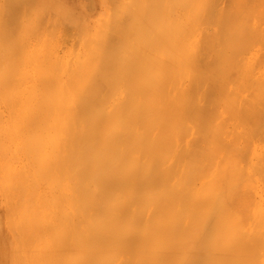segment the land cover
<instances>
[{"label":"bare ground","instance_id":"obj_1","mask_svg":"<svg viewBox=\"0 0 264 264\" xmlns=\"http://www.w3.org/2000/svg\"><path fill=\"white\" fill-rule=\"evenodd\" d=\"M149 1L128 57L0 38V264H264V0Z\"/></svg>","mask_w":264,"mask_h":264},{"label":"rangeland","instance_id":"obj_2","mask_svg":"<svg viewBox=\"0 0 264 264\" xmlns=\"http://www.w3.org/2000/svg\"><path fill=\"white\" fill-rule=\"evenodd\" d=\"M5 2V7L3 5V3ZM14 1L15 0H0V16H1V20L0 22V38H11V36L13 37L14 35L16 36V38H24L26 37L25 41L27 40V42H29V44L26 42V46L24 44V48L25 51H29V49L31 48V44L32 45H37L38 47L39 46H43L44 48L48 47L47 45H49V47L51 46V48L53 47V50L56 51V52H59V53H65V52H74V51H77V50H84V51H89V50H99V51H102V53H107V51L109 52H123L124 50V54L123 55H127L126 57H128V54L130 55L131 53H135L137 52L138 50L135 48L136 45H133L136 43V39L134 38V32H135V27L133 28V26H135V24H138L139 25H142L144 24V26L147 27V25H145V23H142V21H146L145 19L149 18L150 20V17H147L145 18L143 16V12L142 11V4L138 6L135 5V0H130L132 3H133V7L132 8V5L131 3L129 2V0H121V3H120V0H33L34 2H32L31 4V1L32 0H19L18 3H15V7L16 8V5H19V7L21 8H16V10L14 9H11L12 11L8 10L10 9L12 6L10 5H13L14 6ZM17 1V0H16ZM15 1V2H16ZM51 1V2H50ZM114 3H113V2ZM115 1H117L115 3ZM128 1V3L126 4V2ZM142 1V0H141ZM149 1V0H148ZM159 1V0H158ZM164 1V0H163ZM225 1V3H224ZM226 1H227V5L229 4V7L228 8H231L233 9V6L230 7V2L229 0H220V2L218 0H216V3L218 5V7H220L221 5L225 8L226 6ZM28 2V4H27ZM125 2V3H124ZM162 3V1H159V3ZM29 3L31 4V6L29 5ZM87 3V4H86ZM90 3V4H89ZM93 3V4H92ZM119 3V5H118ZM145 3V2H144ZM150 3V1H149ZM160 3V6L161 7V4ZM220 3V4H219ZM224 3V4H223ZM21 4V6H20ZM23 4V6H22ZM25 4V5H24ZM122 4V6H121ZM131 5V6H129ZM151 5V3L149 4ZM220 5V6H219ZM232 5V3H231ZM250 5V4H249ZM248 4L245 5L247 6L245 8V10L251 6H249ZM252 5V4H251ZM6 6H8V9L6 8ZM28 6V7H27ZM53 6V7H52ZM55 6V8H54ZM136 6H138L136 8ZM152 6V5H151ZM221 6V8H223ZM253 6V5H252ZM10 7V8H9ZM25 7H27L28 9H26ZM50 7V8H49ZM112 7V8H111ZM116 7V9H115ZM118 7H121V8H118ZM127 7V8H126ZM132 8L131 10L128 9V8ZM2 8V9H1ZM6 8V9H5ZM52 8V9H51ZM63 8V10H62ZM140 8V10H139ZM148 8V6H147ZM150 8V6H149ZM148 8V9H149ZM227 8V9H228ZM235 8V7H234ZM244 8L241 7L242 11H240L241 13L244 12ZM255 8V6H254ZM258 8V7H257ZM4 9L5 13H9L11 14L10 18H9V14H8V17H6L7 14L5 13H2L4 11H2ZM44 9V11H43ZM61 9V11L59 10ZM68 11H67V10ZM71 9H73L72 11H70ZM120 9V10H118ZM136 9V10H135ZM230 9V12H232L233 10ZM249 9V8H248ZM247 9V10H248ZM259 9V8H258ZM262 9V8H261ZM14 10V11H13ZM66 10V11H64ZM111 10V11H110ZM115 10V11H113ZM130 10V11H129ZM229 10V9H228ZM239 10H240V7H239ZM28 11H30L29 13H27ZM47 11V12H46ZM52 13H51V12ZM124 11H126L124 13ZM128 11V12H127ZM140 11V12H139ZM146 11V10H145ZM149 11V10H148ZM237 12L235 14H238V10H234V12ZM17 12V13H16ZM55 12V13H54ZM59 12V13H57ZM114 12V13H113ZM130 12H133V13H130ZM136 12H138L136 14ZM240 12L238 15H240ZM247 12V11H246ZM264 11L263 10H252L251 13H255V14H251L249 15L250 19L252 21H254L256 19V22L255 24L258 23H262V25H260V27H262L264 25ZM2 13V14H1ZM14 13V14H13ZM19 13V15H18ZM22 13V14H20ZM39 13V15H38ZM46 13V15H44ZM73 13V14H72ZM139 13H142V16H139ZM257 13V14H256ZM5 14V15H4ZM15 14H17L18 16H15ZM30 14V15H29ZM53 14V15H52ZM61 14V15H60ZM65 14V16H64ZM70 14V15H69ZM115 14V15H114ZM118 14V15H117ZM119 14H121L119 16ZM127 14V15H126ZM129 14V15H128ZM133 14V15H132ZM244 14H249V13H244ZM4 18H3V16ZM63 15V17H62ZM113 15V16H111ZM126 18L125 20L124 17ZM132 15V16H131ZM243 15V13L241 14ZM259 15V16H258ZM262 15V16H261ZM26 16V17H25ZM28 16V17H27ZM45 16V17H44ZM111 16V18H110ZM118 16V17H117ZM233 16V14H232ZM248 16V15H247ZM244 17L245 18H248V17ZM16 18V22H15V18ZM18 17V18H17ZM20 17L21 20H18ZM36 17V18H35ZM40 17V18H39ZM109 17V18H108ZM120 17V18H119ZM140 17V18H139ZM144 17V18H142ZM242 17V18H243ZM256 17V18H255ZM2 18L3 20L5 18H7L6 22L8 21V23H6L5 21H2ZM14 18V19H13ZM26 18V20H25ZM117 18V19H116ZM122 18V19H121ZM259 18V19H258ZM9 19H10V22H9ZM129 19V20H128ZM143 19V20H141ZM249 19V18H248ZM249 19V21H250ZM258 19V21H257ZM18 20V21H17ZM58 20V22H57ZM116 20V21H115ZM132 20V21H131ZM135 20V21H134ZM246 20V19H245ZM260 20V21H259ZM14 21V22H12ZM42 21V22H41ZM114 21V22H113ZM118 21V23H117ZM123 21V22H122ZM129 21V22H128ZM141 23H140V22ZM251 21V22H252ZM6 23L5 25L3 23ZM21 22V24H20ZM41 22V24L39 23ZM44 22V23H43ZM57 22V23H56ZM66 22V23H65ZM107 22V23H106ZM121 22V23H120ZM132 22V24H131ZM17 23V24H16ZM58 25H56V24ZM64 23V24H63ZM75 23V24H74ZM96 23V24H95ZM109 23V24H108ZM111 23V24H110ZM8 24H11L10 26ZM15 24V26H14ZM20 24V25H19ZM68 24V25H67ZM73 24V25H72ZM77 24V26H76ZM107 24V25H106ZM127 24V25H126ZM134 24V25H133ZM5 28H4V26ZM50 25V26H49ZM73 27H72V26ZM112 25V26H111ZM121 25V26H120ZM124 25V26H123ZM133 25V26H132ZM9 26V27H8ZM14 26V27H12ZM22 26V27H21ZM49 26V27H48ZM61 26V27H60ZM111 26V27H110ZM126 26V27H125ZM12 27V28H11ZM20 27V29L18 28ZM47 27V28H46ZM76 27V28H75ZM110 27V28H109ZM113 27V28H112ZM116 27V28H115ZM264 27V26H263ZM262 27V28H263ZM10 28V29H9ZM16 28V29H14ZM124 29L121 31V29ZM129 28V29H128ZM7 31H6V30ZM21 29H23L21 31ZM47 29V30H46ZM112 29V31L110 30ZM18 30V31H17ZM104 30V31H103ZM119 30V31H118ZM148 30V28H147ZM153 30V34H155V32L157 33V28L155 26H151V31ZM13 31V32H12ZM15 31V32H14ZM21 31V32H20ZM54 31V32H53ZM75 31V32H74ZM101 31V33H100ZM116 31V32H114ZM128 31V33H127ZM143 31V30H142ZM155 31V32H154ZM3 32H4V35H3ZM7 32V34L5 33ZM9 32V33H8ZM107 32V34H106ZM120 32V33H119ZM126 32V34H125ZM13 33V34H12ZM49 33H52L51 35ZM112 33V34H111ZM117 33V34H115ZM119 33V34H118ZM123 33V34H122ZM142 33V32H141ZM147 33V32H146ZM162 33V32H161ZM160 33V34H161ZM7 36H6V35ZM9 34V35H8ZM65 34V35H64ZM104 34V36H103ZM111 34V35H110ZM121 34V35H120ZM20 35H22L23 37H21ZM62 35V36H60ZM115 37H114V36ZM162 35V34H161ZM54 36V37H52ZM103 36V37H102ZM144 36V37H143ZM145 34L142 35L140 34L139 38H145ZM44 37H46L45 39H43ZM48 37L50 38V40H48ZM86 38V43L87 46H90L88 48H84L82 49L80 47V40L82 41L81 38ZM91 37V38H90ZM97 37V38H96ZM123 37V38H122ZM136 37V35H135ZM147 37V36H146ZM17 38V39H18ZM80 38V39H79ZM99 38V39H98ZM135 39V42L134 41H131V40H134ZM137 38V37H136ZM23 39V40H24ZM57 39V40H56ZM60 39V40H59ZM106 39V40H105ZM120 39V40H119ZM131 39V40H129ZM147 40V38H145ZM150 39V38H148ZM46 42L44 43L43 42ZM47 40V41H46ZM53 40H54V43H53ZM75 40V41H74ZM92 40V41H91ZM99 40L100 43H98L97 41ZM102 40H105L104 44H103V41ZM144 40V39H143ZM162 40V38H161ZM88 41V42H87ZM131 41V42H130ZM145 41V40H144ZM49 42V43H48ZM51 42V43H50ZM61 42V43H60ZM94 42V43H93ZM102 42V44H101ZM160 42V41H159ZM158 42V43H159ZM36 43V44H34ZM44 43V44H43ZM84 43V42H83ZM90 43V44H89ZM93 43V44H92ZM108 43V44H107ZM111 43V45H110ZM145 43L148 45V41ZM30 46H28V45ZM39 44V45H38ZM137 44V43H136ZM142 44V43H140ZM46 45V46H45ZM109 45V47H108ZM160 45V44H159ZM264 45V44H263ZM262 45V46H263ZM28 46V48H26ZM76 46V47H75ZM95 48H93V47ZM120 46V47H119ZM128 46V47H127ZM162 45H160V47L158 46L157 48H162L161 47ZM42 47V48H43ZM80 47V48H79ZM93 49H92V48ZM114 48V49H111ZM116 47V48H115ZM102 48V49H101ZM146 48V47H144ZM41 50V48H39ZM48 49L50 48H47V51ZM101 49V50H100ZM127 49V50H125ZM131 49V50H130ZM149 49V48H147ZM163 49V48H162ZM107 50V51H106ZM114 50V51H113ZM142 50V48H141ZM156 51V49H151V51ZM160 50V51H159ZM24 51V50H23ZM50 51V50H49ZM127 51V52H126ZM147 51V50H146ZM150 51V50H148ZM147 51V52H148ZM157 51H159V55L162 54L160 53L162 50L161 49H157ZM164 52H167L166 49L164 48L163 49ZM155 53H158V52H155ZM128 59V58H127ZM210 59V58H209ZM208 59V60H209ZM212 61V60H210ZM210 61H206V63H209ZM130 63V62H129ZM201 62H199L200 64ZM202 63H204L205 65V62L204 60H202ZM201 63V65L203 66V64ZM212 63V62H210ZM210 63L208 65H210ZM111 65V66H110ZM109 67H115L114 64H110ZM113 65V66H112ZM131 65V64H130ZM200 65V66H201Z\"/></svg>","mask_w":264,"mask_h":264}]
</instances>
